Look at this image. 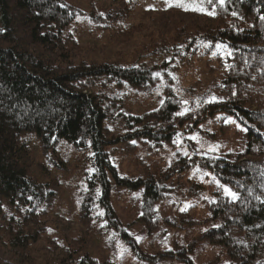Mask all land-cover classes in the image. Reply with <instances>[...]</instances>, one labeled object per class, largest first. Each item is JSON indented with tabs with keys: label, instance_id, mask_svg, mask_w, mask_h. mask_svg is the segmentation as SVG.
<instances>
[{
	"label": "rangeland",
	"instance_id": "obj_1",
	"mask_svg": "<svg viewBox=\"0 0 264 264\" xmlns=\"http://www.w3.org/2000/svg\"><path fill=\"white\" fill-rule=\"evenodd\" d=\"M64 2L77 12L65 30L75 39L67 50L73 65L157 69L171 62L168 65L173 76L161 75L152 86L136 88L125 80L100 79L87 91L89 95L99 93L117 101L116 118L105 122L110 130L106 150L117 175L132 182L150 181L156 185L161 199L147 203L144 186L137 189L120 185L108 171L109 215L101 203L104 187L93 150H78L66 141L44 150L38 136L28 133L22 136V141L29 149L30 174L47 184L50 198L43 204L40 215H36V222H24L22 214L8 201L0 202L1 261L9 264H245L253 240L234 224L224 230L238 212L229 208L224 215L214 214L216 205L237 201L225 195L221 185L237 191L207 166L209 159L223 156L233 164L244 163L246 168L262 171L264 156H247L245 131L227 114L201 106L219 95L218 87L227 76L228 48L206 43L198 52H188L181 58H172L164 52L165 48L161 51L159 44L168 43L176 30V23L166 21L161 11L169 3L175 4V0ZM194 2L184 0L188 5ZM262 88V93L250 97L251 102L245 106L251 112L264 110ZM169 89L180 99L178 113L187 109L184 115L176 117V122H170L169 131L177 136L168 142L133 138L136 128L130 122L131 116L147 115L145 123L149 128L158 122L164 124L160 116L152 118V115L162 108ZM13 220L26 225L30 241L25 247H14L12 243L17 236L11 232ZM221 230L232 243H221ZM234 247L242 248L235 255L238 259L234 257ZM250 264H264V252Z\"/></svg>",
	"mask_w": 264,
	"mask_h": 264
},
{
	"label": "trees",
	"instance_id": "obj_2",
	"mask_svg": "<svg viewBox=\"0 0 264 264\" xmlns=\"http://www.w3.org/2000/svg\"><path fill=\"white\" fill-rule=\"evenodd\" d=\"M207 8L214 10L215 15L185 11L176 6L164 8L162 16L170 24L176 23V30L173 38L166 44L160 43L159 48L161 51L165 48L164 52L172 58L198 52L206 43L228 48L227 76L218 87L219 99L201 103V106L227 114L245 131L247 156H264V124L261 121L264 110L254 113L245 107L251 102L249 98L262 93L264 87V0H226L223 7L217 5L213 9L207 5ZM76 15L64 0H0V202L8 201L22 214L24 222H36V215H40L43 204L50 198L46 193L47 184L30 174L29 149L22 141V136L28 133L38 136L44 150L55 148L61 141L73 144L78 150H93L104 187L101 203L109 215L108 171L120 185L137 189L144 186L147 203L161 199L156 185L150 181L132 182L117 175L106 150L110 144V130L105 127L107 120L116 118L117 101L99 93L89 95L87 91H91L100 79L125 80L136 88L152 86L161 75L173 76L171 62L157 69L110 64L73 65L67 50L75 39L65 30ZM167 94L162 108L150 114L152 118L160 116L164 124L158 122L149 128L145 123L147 115L131 116L130 122L136 128L133 138L168 142L177 136L169 129L170 122L178 120L180 99L171 89ZM209 162L207 167L217 171L222 181L237 191V201L216 205L214 214L219 217L229 208L236 209V218L226 223L224 230L234 224L243 229L244 236L253 240L245 263L250 264L264 252V169L251 170L243 166L244 163L233 164L223 156H216ZM20 222L12 221L11 232L17 234L12 240L14 247H25L30 241L25 223ZM220 232L223 234L221 243L230 244L226 232ZM234 248V257L238 259L235 255L242 252V248ZM0 264L9 263L0 259Z\"/></svg>",
	"mask_w": 264,
	"mask_h": 264
},
{
	"label": "snow or ice",
	"instance_id": "obj_3",
	"mask_svg": "<svg viewBox=\"0 0 264 264\" xmlns=\"http://www.w3.org/2000/svg\"><path fill=\"white\" fill-rule=\"evenodd\" d=\"M165 2L168 3V0H165ZM205 4L211 5L214 9L217 5L223 7L226 4V0H195V2L192 3L191 5L185 4L184 0H175V5L169 3V6L170 7L171 6L180 7V8H183L185 11L192 10V11L201 12L207 15H215V11L214 10L209 11L208 8L204 6ZM61 7H65V5H61ZM233 15H235V13H233ZM262 19H264V17H262ZM156 75L159 76L160 74L157 73ZM218 99L219 98L217 97H213L212 101L210 102H216ZM184 103H187V102L185 101ZM185 112H187V109H185L184 112L178 113V115H184ZM221 187L223 188L225 195L230 197L232 201H236L238 199L237 193L233 192L231 189L227 187H224L223 185H221ZM101 215H103V213H101Z\"/></svg>",
	"mask_w": 264,
	"mask_h": 264
}]
</instances>
